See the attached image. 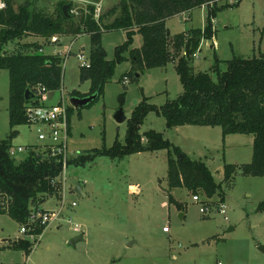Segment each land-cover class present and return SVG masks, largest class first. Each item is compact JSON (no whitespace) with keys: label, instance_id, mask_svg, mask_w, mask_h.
<instances>
[{"label":"rangeland","instance_id":"1","mask_svg":"<svg viewBox=\"0 0 264 264\" xmlns=\"http://www.w3.org/2000/svg\"><path fill=\"white\" fill-rule=\"evenodd\" d=\"M11 1L15 11L29 3L30 10L52 18L59 15L60 5L68 6L70 23L66 29L73 33H67L61 45L52 44L48 38L29 36L11 41L4 49L14 53L22 50V45L36 42L46 55L64 56L70 43H74L72 53L67 58L62 57L65 61L63 87L49 92L45 101L47 106L62 102L71 106V94H88L91 89L89 81L81 82L82 68L77 58L79 53L89 57L92 49L91 36L83 24L80 26L81 19L89 15L88 8L93 5L100 9V16H104L101 25L110 24L120 14L121 0ZM0 2L6 6V0ZM217 6L225 7L212 21L215 38L203 39L196 51L192 47L190 50L196 72L210 70L217 59L225 61L234 56L248 59L264 51V0H224ZM208 11L206 6L180 14L168 20L166 27L172 35L192 29L204 30ZM79 26L82 32L75 34ZM126 41L124 30L104 32L101 46L107 59L114 60L116 49ZM142 43V36L136 34L133 48H140ZM222 69L225 71L224 67ZM131 72L129 61L120 63L95 104L73 109L68 141L71 159L104 146L111 148L117 140L124 144L128 121L144 98L161 108L183 93L176 63L139 72V77ZM9 81V72L0 70V140L10 133ZM120 109L127 121L119 124L114 117ZM146 117L140 134L150 131L163 134L192 160L205 162L215 181L223 183L224 201L217 195L212 201L227 205L226 219L215 209L204 216L200 212L202 205L193 202L195 194L186 189L172 191L174 198L184 205L183 209L169 204L168 152L165 150L141 152L121 160L103 156L83 167L69 166L67 186L70 191L65 205L55 196L42 204L49 212L61 210L62 216L45 230L29 256L13 248L16 240L25 238L21 234L22 227L8 214H0V264H264V254L259 250L264 247V178L244 176L242 172V166L253 158V145L247 144L253 136L233 135L225 143L219 127L168 129L164 116L151 112ZM18 130L13 147L38 145L42 148L36 128L22 126ZM26 154H18L17 161L25 159ZM228 164L235 165L237 171L226 184L224 167ZM78 184L86 197L75 192ZM74 202L77 205L72 207ZM75 224L81 228L75 229ZM166 226L169 233L163 230ZM230 227L234 229L229 232ZM81 234L83 242L75 247L68 244Z\"/></svg>","mask_w":264,"mask_h":264},{"label":"trees","instance_id":"2","mask_svg":"<svg viewBox=\"0 0 264 264\" xmlns=\"http://www.w3.org/2000/svg\"><path fill=\"white\" fill-rule=\"evenodd\" d=\"M224 0H121L120 14L110 24H103L104 16L95 19V6H90L89 15L83 16L80 26H85L91 36L89 69L81 70V82L89 81L88 94L74 92L70 97L84 98L95 95L91 107L102 96L105 86L114 75L120 63L129 61L132 72H147L155 68H165L176 63V71L181 80L183 93L158 108L144 100L135 108L128 121L125 143L118 140L113 147L92 150L85 155L69 160V166L83 167L99 157L124 159L141 152H168L169 204L183 209L184 205L175 200L172 191L186 189L193 195H203L212 199L216 195L224 201L223 183L215 181L213 172L202 160H192L186 152L164 138L158 132L140 134V127L146 116L155 112L164 116L168 129L182 126L219 127L224 137L252 135L253 158L242 166L244 176L264 178V51L258 57L240 58L234 56L225 61L216 60V65L208 71L196 72L192 57H186V43L195 39L192 50L196 51L201 41L215 38L212 21L224 10L218 3ZM208 6L206 28L192 29L188 33L168 36L166 23L180 14ZM31 4H24L14 10L11 0L0 10V70L10 75V133L0 140V214H8L20 226L28 225L33 209H42V204L61 192L58 182L62 174V161L53 157L38 145L28 146L26 158L17 161L10 156L19 127L29 126L26 109L30 104L39 105L36 99L37 88L46 92L59 91L63 87L64 60L58 54H43L36 42L22 45L18 52H7L4 47L13 40H23L33 36L50 39L52 36H66L73 33L66 29L69 19L60 5L59 15H48L30 10ZM75 34H80V29ZM124 30L127 41L116 49L114 60H108L101 46L104 32ZM170 31V30H169ZM140 34L143 43L133 48L134 37ZM191 52V51H190ZM126 54H128L126 56ZM222 67L225 71H222ZM127 78V77H124ZM29 92L28 97H26ZM73 107L68 108L70 134ZM69 134V135H70ZM224 183L228 184L237 171L235 165L225 167ZM264 210V205H262ZM44 211V210H43ZM36 233H43L45 227L36 225ZM15 250L30 255L33 245L29 240L19 239L13 244Z\"/></svg>","mask_w":264,"mask_h":264},{"label":"built area","instance_id":"3","mask_svg":"<svg viewBox=\"0 0 264 264\" xmlns=\"http://www.w3.org/2000/svg\"><path fill=\"white\" fill-rule=\"evenodd\" d=\"M5 4L0 2V10L5 9ZM95 19L100 16V9H96ZM98 20V19H96ZM65 36V35H64ZM64 36L55 35L50 38L52 44L61 45L63 43ZM211 41V40H210ZM74 43H70L68 47L67 53L64 56H60L61 58H67L73 50ZM40 53H44V49L39 51ZM78 60L81 62V68L89 69L91 67L90 56L85 57L84 53H79L77 55ZM64 60V59H63ZM65 63V61H64ZM127 81V78H124ZM49 93V92H48ZM46 89L42 86L37 88L36 99L39 102V105L30 104V106L26 109V115L28 120H30L29 126L34 127L37 130L38 140L41 142L42 148L49 152L53 157H57L62 161V174L58 179V182L61 184V192L57 194L59 196V202L62 203V206L65 205V199L68 195L70 188L68 185V168H69V160L71 155L68 152V141L70 139V120L68 119V108L69 104H65L64 102L56 104V105H46L47 94ZM26 152L27 148L24 147H12L10 150V156L12 158H17V155L20 153ZM193 202L199 203L202 205L200 212L204 216H208L211 214L212 210L215 209L219 214L224 217L227 214V205L223 202L216 203L213 202L212 199L204 200L199 195H194ZM77 204L72 203V207H75ZM44 209H33V212L30 216L28 225H22L21 234L25 236L24 240H29L33 245V249L38 245L42 234L45 230L56 220L60 219L62 216V211H43ZM226 219V217H225ZM71 223V221H69ZM40 225L45 227L43 233H36V225ZM75 229H80L81 227L77 224L74 225ZM164 232L169 233V227H164ZM222 264V263H218Z\"/></svg>","mask_w":264,"mask_h":264},{"label":"water","instance_id":"4","mask_svg":"<svg viewBox=\"0 0 264 264\" xmlns=\"http://www.w3.org/2000/svg\"><path fill=\"white\" fill-rule=\"evenodd\" d=\"M67 7L68 6H63V12H65L66 15H67ZM170 35H171V32L168 30V36H170ZM193 41H195V39L189 38V40L186 43L187 45H186L185 50H186V57L187 58L190 57V50H191V46H192L191 43ZM137 76L139 77L138 74H137ZM28 95H29V92L27 93L26 97H28ZM95 99H96L95 95H90V96H86L84 98L70 97L69 101H70V104L73 108H75V109H82L83 108L84 109V107H87L91 103H93L95 101ZM114 118L116 119L117 123H119V124L127 121V117H125V115L121 109H120V111H118L116 113ZM74 190L78 195H80L82 197H86L85 192H84V190L80 184L76 185L74 187ZM233 229H234L233 227H230L229 232L233 231ZM83 241H84V235L81 234L75 238H72L68 244L75 247L77 245V243L83 242ZM259 250L264 254V247L263 246H261L259 248Z\"/></svg>","mask_w":264,"mask_h":264},{"label":"crops","instance_id":"5","mask_svg":"<svg viewBox=\"0 0 264 264\" xmlns=\"http://www.w3.org/2000/svg\"><path fill=\"white\" fill-rule=\"evenodd\" d=\"M218 46H219V45H218ZM219 47H220V46H219ZM218 49H219V48H218ZM213 128H216V127H213ZM71 133H72V131H71ZM217 133H218V132H217ZM219 135H221V134L219 133ZM233 135H236V134H231V135H228V136H226V137L223 136V137H224L223 141H224L225 143H227L228 139L232 138ZM243 136H244V135H243ZM238 138H240V137H238ZM253 143H254V137H253L252 140L249 139V140L247 141V144H248V145H253ZM244 145H245V144H242V146H244ZM223 147H224V148H227V145L224 144ZM183 152H184V151H183ZM188 156H189V155H188ZM207 167H208V166H207ZM55 198L59 201V196H58V195H56ZM175 200H176V199H175ZM41 208L44 209L42 206H41ZM44 210L47 211L46 209H44ZM38 243H39V242H38ZM36 247H37V246H36ZM36 247H35V248H36ZM33 251H34V250H33Z\"/></svg>","mask_w":264,"mask_h":264}]
</instances>
